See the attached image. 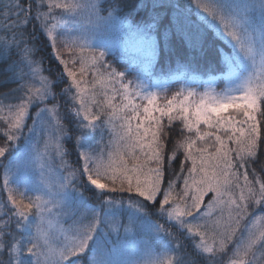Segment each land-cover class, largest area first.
<instances>
[{
	"label": "snow or ice",
	"instance_id": "6c2138e0",
	"mask_svg": "<svg viewBox=\"0 0 264 264\" xmlns=\"http://www.w3.org/2000/svg\"><path fill=\"white\" fill-rule=\"evenodd\" d=\"M262 125L264 0H0V264H264Z\"/></svg>",
	"mask_w": 264,
	"mask_h": 264
},
{
	"label": "trees",
	"instance_id": "16d2710c",
	"mask_svg": "<svg viewBox=\"0 0 264 264\" xmlns=\"http://www.w3.org/2000/svg\"><path fill=\"white\" fill-rule=\"evenodd\" d=\"M172 2H173V3H181V2H186V0H172ZM137 18H138V17H137ZM42 55L45 56V67H49V66H51V67H53V68L56 67V62L53 61V60H49V59H48V53H47V51H45L44 53H42ZM116 55L119 56V53H117ZM109 59H112V57L109 56ZM122 64H123V62L121 61V62L116 63V66H117V67H122ZM160 66H161V67L164 66L163 62H161ZM157 71H159V68L157 69ZM204 79H207V77L205 76ZM222 84H223L222 81H217V85L222 86ZM176 86H178V85H171V86L169 87V88H170V91H174L175 88H176ZM262 137H264V125H262ZM69 159L74 161V160H75V155L69 157ZM172 168L175 169V170H178V169H179V164H178V162H173V164H172ZM2 193H3V192H2ZM0 198H2L1 195H0ZM93 203H95V201H93Z\"/></svg>",
	"mask_w": 264,
	"mask_h": 264
},
{
	"label": "rangeland",
	"instance_id": "374dc122",
	"mask_svg": "<svg viewBox=\"0 0 264 264\" xmlns=\"http://www.w3.org/2000/svg\"><path fill=\"white\" fill-rule=\"evenodd\" d=\"M117 53H119V52H117ZM119 55H120V53H119ZM171 85H176V84H175V83H172V84L169 85V87H170ZM193 86H194V87H198V90H199V91H203V90H204V86H203V85H193ZM214 86L216 87L217 90H220L221 88L224 87V84H222V86H219V85H217V82H216ZM176 87H177V86H176ZM0 195L2 196V198L5 196V194L2 193V192H0Z\"/></svg>",
	"mask_w": 264,
	"mask_h": 264
}]
</instances>
